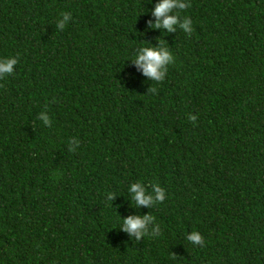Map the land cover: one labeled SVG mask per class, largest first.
I'll return each mask as SVG.
<instances>
[{
  "label": "trees",
  "instance_id": "trees-1",
  "mask_svg": "<svg viewBox=\"0 0 264 264\" xmlns=\"http://www.w3.org/2000/svg\"><path fill=\"white\" fill-rule=\"evenodd\" d=\"M156 3L0 0V57L18 59L0 78V264H264V0H191V33L150 27ZM158 38L175 60L153 93L131 58ZM135 181L166 199L135 207ZM148 212L159 236L119 228Z\"/></svg>",
  "mask_w": 264,
  "mask_h": 264
},
{
  "label": "clouds",
  "instance_id": "clouds-1",
  "mask_svg": "<svg viewBox=\"0 0 264 264\" xmlns=\"http://www.w3.org/2000/svg\"><path fill=\"white\" fill-rule=\"evenodd\" d=\"M191 6V0H157L153 9H151L154 21H149L150 27L160 29L163 33H171L182 29L186 33L193 31L192 20L189 16L181 18L180 12ZM71 18L70 12H62L56 19L55 25L58 29H64ZM158 44H143L135 52L131 60L135 63L138 70H142L143 74L150 78L152 87L149 89L155 93L157 91L155 84L162 82L167 73L169 65H171L175 57L168 46H166L161 38H158ZM18 59L14 56L0 57V78L8 77L15 73V66ZM46 126L51 125V118L47 111H41L37 117ZM195 120V117H192ZM78 142V141H77ZM127 192L131 197V203L135 207L147 206L152 208L155 204L161 203L166 199V191L159 183H154L149 189L143 181H135L128 185ZM116 194L113 192L106 193V198L113 201ZM120 229L127 232L137 241L141 237L160 235V225L155 223V216L150 212L140 215L134 214L127 217H121ZM187 241L193 245H202L204 238L199 231L193 230L186 235Z\"/></svg>",
  "mask_w": 264,
  "mask_h": 264
}]
</instances>
